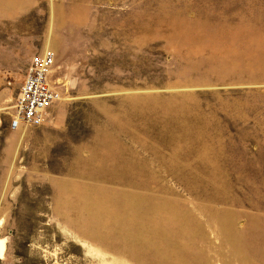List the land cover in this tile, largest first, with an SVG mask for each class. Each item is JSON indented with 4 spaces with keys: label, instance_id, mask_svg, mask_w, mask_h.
Returning a JSON list of instances; mask_svg holds the SVG:
<instances>
[{
    "label": "rangeland",
    "instance_id": "obj_1",
    "mask_svg": "<svg viewBox=\"0 0 264 264\" xmlns=\"http://www.w3.org/2000/svg\"><path fill=\"white\" fill-rule=\"evenodd\" d=\"M2 1L0 264L156 262L100 240L73 190L173 202L201 264L264 253V0ZM51 37L58 98L17 131L25 65Z\"/></svg>",
    "mask_w": 264,
    "mask_h": 264
},
{
    "label": "bare ground",
    "instance_id": "obj_2",
    "mask_svg": "<svg viewBox=\"0 0 264 264\" xmlns=\"http://www.w3.org/2000/svg\"><path fill=\"white\" fill-rule=\"evenodd\" d=\"M0 4V8L9 7L6 1ZM56 44L55 37H51L46 48L55 49ZM15 129L20 131L24 127ZM72 194L74 203L81 206L94 228L100 231L97 234L103 242H111L115 238L133 253V258L139 260L144 250L155 257L153 264H201L199 249H194L192 257L189 255L192 243L201 235L199 226L190 213L173 202H152L137 195L122 198L114 192L99 190H73ZM228 228L229 222L221 219L220 231H228ZM229 237L234 252L243 254L238 240L231 233ZM2 250L3 241L0 239V255ZM240 262L264 264V253L259 250L252 259L242 257Z\"/></svg>",
    "mask_w": 264,
    "mask_h": 264
},
{
    "label": "built area",
    "instance_id": "obj_3",
    "mask_svg": "<svg viewBox=\"0 0 264 264\" xmlns=\"http://www.w3.org/2000/svg\"><path fill=\"white\" fill-rule=\"evenodd\" d=\"M53 59L50 48H42L30 56L14 96L8 120L10 128L41 123L47 108L58 98V90L49 76Z\"/></svg>",
    "mask_w": 264,
    "mask_h": 264
}]
</instances>
